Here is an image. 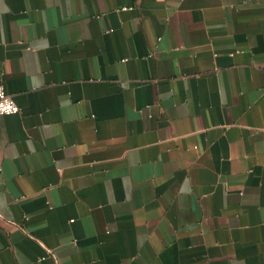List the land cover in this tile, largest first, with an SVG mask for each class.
Here are the masks:
<instances>
[{
  "label": "crops",
  "instance_id": "0c3cea01",
  "mask_svg": "<svg viewBox=\"0 0 264 264\" xmlns=\"http://www.w3.org/2000/svg\"><path fill=\"white\" fill-rule=\"evenodd\" d=\"M0 264H264V0H0Z\"/></svg>",
  "mask_w": 264,
  "mask_h": 264
},
{
  "label": "built area",
  "instance_id": "2783aa9c",
  "mask_svg": "<svg viewBox=\"0 0 264 264\" xmlns=\"http://www.w3.org/2000/svg\"><path fill=\"white\" fill-rule=\"evenodd\" d=\"M19 106L13 97L6 91L4 82L0 77V116L10 115L19 112Z\"/></svg>",
  "mask_w": 264,
  "mask_h": 264
}]
</instances>
